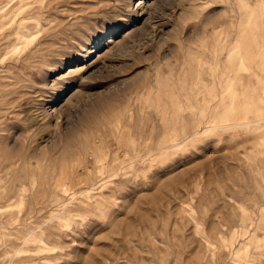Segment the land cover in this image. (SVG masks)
I'll return each mask as SVG.
<instances>
[{"label": "rangeland", "instance_id": "1", "mask_svg": "<svg viewBox=\"0 0 264 264\" xmlns=\"http://www.w3.org/2000/svg\"><path fill=\"white\" fill-rule=\"evenodd\" d=\"M0 264H264V0H0Z\"/></svg>", "mask_w": 264, "mask_h": 264}]
</instances>
